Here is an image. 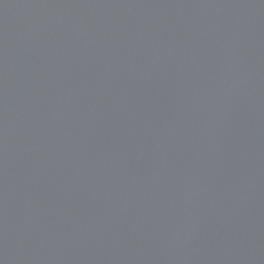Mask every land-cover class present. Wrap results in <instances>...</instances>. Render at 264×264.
<instances>
[{"label":"water","instance_id":"95a60500","mask_svg":"<svg viewBox=\"0 0 264 264\" xmlns=\"http://www.w3.org/2000/svg\"><path fill=\"white\" fill-rule=\"evenodd\" d=\"M0 264H264V0H0Z\"/></svg>","mask_w":264,"mask_h":264}]
</instances>
